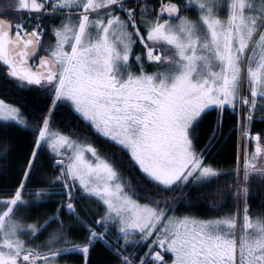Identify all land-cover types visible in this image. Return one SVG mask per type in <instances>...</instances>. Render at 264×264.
<instances>
[{"label":"snow or ice","instance_id":"obj_1","mask_svg":"<svg viewBox=\"0 0 264 264\" xmlns=\"http://www.w3.org/2000/svg\"><path fill=\"white\" fill-rule=\"evenodd\" d=\"M12 10L0 76L45 107L0 99V121L27 142L0 165V264H68L71 253L101 264L98 248L104 264H264V6L12 0L0 15ZM65 111L126 150L147 186L121 182L92 143L63 134ZM228 153L232 166L218 168Z\"/></svg>","mask_w":264,"mask_h":264},{"label":"trees","instance_id":"obj_2","mask_svg":"<svg viewBox=\"0 0 264 264\" xmlns=\"http://www.w3.org/2000/svg\"><path fill=\"white\" fill-rule=\"evenodd\" d=\"M5 4H3V3ZM9 3L12 0L8 1ZM9 3L0 0V5H4L1 8H7ZM262 1L254 0L256 7L260 6ZM12 22L16 21L18 18L15 12H8L7 15ZM6 19V18H5ZM4 68L0 64V69ZM148 71L155 70L153 68H148ZM41 95L30 90L20 89L18 85H14L8 78L0 76V99H4L6 102L17 104L19 100L26 97L31 104L35 105L36 108H44L45 105L41 101ZM231 114V109L227 110ZM235 119L234 114L231 115V118L227 121V126L230 128L233 120ZM256 126L264 127V121L256 120ZM57 126L62 130L63 134H71L73 139L78 143H92L98 149V155L102 159H107L110 163H113L115 169L118 171V175L121 178V182L128 181L132 187L137 190H142L147 186V182L144 177L140 174L138 168L130 166L129 157L126 154V150L122 149L121 146L117 145L115 142L111 141L110 138L103 137L101 134L96 133L94 129H91L86 121L79 116V114L65 111L60 118L57 120ZM25 134L30 132V128L22 129ZM227 134V132H226ZM26 140L23 136L18 134L16 131L6 126V122L0 121V165L7 164L9 166L13 165L16 156L20 149L26 146ZM8 146V151L5 152V146ZM53 154L49 151H45L46 157H51ZM233 157L231 153L227 155H222L218 158L216 166L218 168H228L232 166ZM5 171H11V167L5 169ZM45 172H49V169L45 168ZM227 177H222L220 183L222 184L224 180H227ZM197 195L196 191H192L189 194L190 198H194ZM254 209H260L261 201L259 196H255L254 199L250 201ZM50 207V204H42L39 207L30 209L29 211L32 214H38ZM90 208H94L95 205H88ZM195 213L199 217L211 218V213L207 206L203 202H198L194 208ZM67 216V214H66ZM55 228V225L52 226ZM49 229V231L52 230ZM79 230L78 225L73 226V231L76 232ZM47 235V234H45ZM44 237H41L43 240ZM39 242V241H38ZM75 253L68 254L65 256V260L68 264H72V259L75 256ZM97 259L101 261V264H104V261L108 259L103 248L97 249Z\"/></svg>","mask_w":264,"mask_h":264},{"label":"rangeland","instance_id":"obj_3","mask_svg":"<svg viewBox=\"0 0 264 264\" xmlns=\"http://www.w3.org/2000/svg\"><path fill=\"white\" fill-rule=\"evenodd\" d=\"M8 1H10V0H4V2H6V3H9ZM253 1V0H252ZM260 1H262V3H260V6H258L257 8H259V7H261V6H264V0H260ZM3 3V2H2ZM4 4V3H3ZM5 5V4H4ZM4 5H0V8L1 7H3ZM4 9H6V8H4ZM1 17H3V18H6V19H10L8 16H3V15H1ZM17 21L19 22V19H17ZM150 71H153V70H150ZM6 102V101H5ZM6 103H9V102H6ZM201 218H204V217H201Z\"/></svg>","mask_w":264,"mask_h":264},{"label":"water","instance_id":"obj_4","mask_svg":"<svg viewBox=\"0 0 264 264\" xmlns=\"http://www.w3.org/2000/svg\"><path fill=\"white\" fill-rule=\"evenodd\" d=\"M0 19H3V18H2V17H0ZM0 63H1V65H2V66H4L2 61H0ZM4 67H5V66H4Z\"/></svg>","mask_w":264,"mask_h":264}]
</instances>
